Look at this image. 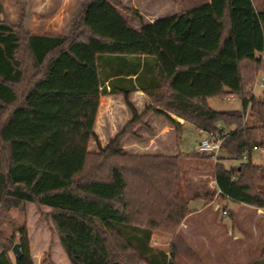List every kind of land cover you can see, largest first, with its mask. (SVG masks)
<instances>
[{
  "label": "trees",
  "instance_id": "16d2710c",
  "mask_svg": "<svg viewBox=\"0 0 264 264\" xmlns=\"http://www.w3.org/2000/svg\"><path fill=\"white\" fill-rule=\"evenodd\" d=\"M174 15L129 23L119 0H85L70 35L37 33L6 20L0 0V215L28 203L50 209L71 264H207L179 234L195 197L214 195L264 209V97L249 83L264 71V0H173ZM135 91L149 97L138 112ZM122 94L130 121L105 147L95 127L100 99ZM237 96L240 109L209 98ZM249 109L252 123L244 121ZM151 115L177 117L223 138L239 164L212 153L127 152L122 143ZM99 146L89 150L91 141ZM211 166L216 188L192 186L183 160ZM208 163V164H207ZM190 193V194H189ZM207 200V199H206ZM22 256L0 230V264H36L27 226ZM172 236L169 249L151 243ZM248 264H264L259 258Z\"/></svg>",
  "mask_w": 264,
  "mask_h": 264
},
{
  "label": "rangeland",
  "instance_id": "374dc122",
  "mask_svg": "<svg viewBox=\"0 0 264 264\" xmlns=\"http://www.w3.org/2000/svg\"><path fill=\"white\" fill-rule=\"evenodd\" d=\"M84 1L3 0V5L6 20L13 25L16 26V24L21 23L25 30L30 33L40 31L44 34L53 33L64 36L71 34L73 24L79 17ZM41 2L43 6L40 8ZM119 2L131 10L125 14L129 23L136 28H140L141 23L133 11L138 12L148 22L160 17L174 15L183 9L173 0H119ZM38 10L43 12V19H41V15L40 17L32 15L34 11ZM257 77L264 78V71H261L259 75L257 74L255 80ZM254 82L249 83V91L255 84ZM250 93L252 95V92ZM133 95L130 99L134 102L138 112L144 111L150 103L149 100L142 101V98ZM253 95L255 98L264 97V88L257 86ZM208 100L215 109H240L242 105L237 96L223 100L217 98H209ZM100 103L95 131L99 137L100 145L105 147L114 139L116 133L130 121L132 113L123 96L101 97ZM244 115V121L252 123L249 109ZM151 116L158 119L155 125L156 129L161 127L164 130V125H169L172 130L166 131L165 135L155 137L156 130L151 125ZM151 116L147 117L142 125L135 128L134 133L122 143L124 150L138 154L174 155L179 152L189 153L196 149V144L205 136V132L200 131L194 124L185 121L183 118L177 117L184 126L180 134V131H176V127L166 117L162 115ZM154 146H160L162 150L154 149ZM89 150L92 153L98 152L99 146L96 141H91ZM215 159H218L225 166L226 163L239 164V161L231 158L229 153L223 149ZM252 160L255 163H264V149L257 148L254 150ZM183 164H186L188 169V178L194 182L189 185L188 191L190 193L193 192L191 188L195 185L206 186L210 189L211 186L216 188L211 166L198 165L195 159L183 160ZM209 199H213V210H208L207 216H203L200 220L195 218L196 221L194 219L192 223L187 221V217L179 227V234L207 264H248L259 258L264 248V216L261 214L259 216L254 215L259 208L244 205L243 208L237 210V213L233 214L230 211L226 215L223 214V210L227 209L228 206L234 208V201H226L219 195H214ZM194 204V202L191 203V206ZM49 211L50 209L47 207L38 208L35 204L28 203L24 210H11L10 213H2L0 215V230L5 237H13L14 243H19L20 232L18 230L25 224L29 233L32 257L36 264H71L60 245L58 234L52 226L50 215H48ZM184 225L187 229L184 228ZM171 240L172 236L169 233L155 232L151 243L157 247L169 249ZM11 255L15 256L13 248Z\"/></svg>",
  "mask_w": 264,
  "mask_h": 264
},
{
  "label": "crops",
  "instance_id": "0c3cea01",
  "mask_svg": "<svg viewBox=\"0 0 264 264\" xmlns=\"http://www.w3.org/2000/svg\"><path fill=\"white\" fill-rule=\"evenodd\" d=\"M43 6V3L41 2L40 3V8ZM32 15L35 17L36 15L37 16H39L40 17V15L42 16V18L41 19H43V12H41L40 10H38V11H34L33 13H32ZM166 17V16H165ZM37 19H39V18H37ZM157 20V19H156ZM153 21H155V20H153ZM152 22V21H151ZM141 26V25H140ZM138 28V27H137ZM35 32H37V31H35ZM37 33H43V32H37ZM133 94H135V96H138L139 98H142V101L143 100H146L147 99V101L149 100V97H148V95L146 94V93H144L143 91H135V92H133L131 95H133ZM113 95H116V96H123L122 94H113ZM113 95H105V96H113ZM105 96H102V97H105ZM134 96V95H133ZM231 97H234V96H231ZM133 98V97H132ZM230 98V97H229ZM149 103V102H148ZM151 119H152V123H151V125H152V127L156 130V132H155V137L156 136H162V135H165L166 134V131L168 132V131H170V129H171V127H169V125H164V127H165V129L164 130H162V128L160 127V128H158V129H156L155 128V125L157 124L156 122H158V119H155V118H153L152 116H151ZM179 121H181L180 119H178ZM172 130V129H171ZM155 147V146H154ZM154 149H159L160 151L162 150V147H160V146H156ZM157 151V150H156ZM230 163V162H229ZM237 163H234V164H232V163H230V164H227L226 163V166L227 167H231V166H234V165H236ZM214 180V179H213ZM214 183H215V186H217V184H216V181L214 180ZM212 188H215V187H213V186H211ZM202 192H200L199 193V195L200 196H197V197H195V199H192L191 201H190V203H189V208H190V210H191V215L190 216H188V219H187V221H189L190 223H192V222H194L193 220L196 218V219H201L203 216L205 217V216H207L206 214H208L209 213V211L208 210H213V208H212V205H213V199H209V198H204L203 196H202ZM226 201L227 200H230L229 198H224ZM195 203L194 204V206H191V203ZM244 205H247V204H241V203H237V202H235V206H234V208H232V207H229L228 206V208L227 209H224V210H226V211H228L227 212V214L231 211V212H233V214H235V213H237V210L239 209V208H243V206ZM248 206H250V205H248ZM223 214H224V211H223ZM226 214V215H227ZM259 214H261V215H263L264 216V209H262V208H259V209H257V213H255L254 215L255 216H259ZM196 219H195V221H196ZM194 224V223H193ZM184 228H186V225H184ZM187 229V228H186ZM236 238H239V237H236Z\"/></svg>",
  "mask_w": 264,
  "mask_h": 264
},
{
  "label": "built area",
  "instance_id": "2783aa9c",
  "mask_svg": "<svg viewBox=\"0 0 264 264\" xmlns=\"http://www.w3.org/2000/svg\"><path fill=\"white\" fill-rule=\"evenodd\" d=\"M255 84L250 88V92L252 94L255 92V88L257 86L264 88V78L257 77L254 82ZM223 142V138L217 133H205V136L202 140H200L195 148L203 153H212L214 158H217V155L222 150L221 145ZM224 214H227L228 211L223 210Z\"/></svg>",
  "mask_w": 264,
  "mask_h": 264
},
{
  "label": "water",
  "instance_id": "95a60500",
  "mask_svg": "<svg viewBox=\"0 0 264 264\" xmlns=\"http://www.w3.org/2000/svg\"><path fill=\"white\" fill-rule=\"evenodd\" d=\"M13 248V252L18 256H22V251H21V248H20V244L19 243H15L14 246L12 247Z\"/></svg>",
  "mask_w": 264,
  "mask_h": 264
}]
</instances>
